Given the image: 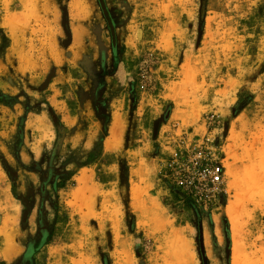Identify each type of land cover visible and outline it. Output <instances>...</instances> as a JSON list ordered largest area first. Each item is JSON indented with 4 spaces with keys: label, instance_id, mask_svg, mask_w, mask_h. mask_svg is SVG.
Returning <instances> with one entry per match:
<instances>
[{
    "label": "rangeland",
    "instance_id": "rangeland-1",
    "mask_svg": "<svg viewBox=\"0 0 264 264\" xmlns=\"http://www.w3.org/2000/svg\"><path fill=\"white\" fill-rule=\"evenodd\" d=\"M104 3L0 0V264H264V0Z\"/></svg>",
    "mask_w": 264,
    "mask_h": 264
},
{
    "label": "built area",
    "instance_id": "built-area-1",
    "mask_svg": "<svg viewBox=\"0 0 264 264\" xmlns=\"http://www.w3.org/2000/svg\"><path fill=\"white\" fill-rule=\"evenodd\" d=\"M223 166L220 163H213L209 166L204 165L201 173L186 175L177 180V186L197 205L201 204L206 209V199L201 195L194 193L191 188H199L204 191L217 192V201L222 198V192L225 191L223 185ZM210 200V199H209Z\"/></svg>",
    "mask_w": 264,
    "mask_h": 264
},
{
    "label": "bare ground",
    "instance_id": "bare-ground-1",
    "mask_svg": "<svg viewBox=\"0 0 264 264\" xmlns=\"http://www.w3.org/2000/svg\"><path fill=\"white\" fill-rule=\"evenodd\" d=\"M83 1V0H82ZM84 5L81 6V9L84 11L88 8V4L85 2H83ZM80 6V5H78ZM38 119V118H37ZM41 122V121H40ZM42 124L40 123L39 128H41ZM228 208V206H227ZM226 208V209H227ZM233 209V208H231ZM233 211V210H232ZM228 213V211H226ZM229 217L231 219V221L233 222V218L232 216L234 215L233 213H231V211L229 210ZM233 214V215H231ZM12 216V215H11ZM234 217V216H233ZM12 218V217H11ZM12 221V220H11ZM230 221V222H231ZM236 221V220H235ZM5 223V222H4ZM234 223V222H233ZM9 222L6 220V225H8ZM5 225V224H4ZM235 226L231 224V227ZM234 228V227H233ZM6 229V228H5ZM178 234V233H177ZM0 236H1V240H0V256L2 257L3 260L8 261L11 259L12 256H14L15 254H17L18 249L16 248L14 242H12L13 240L11 239L12 237V233L11 231L9 232L7 229L6 230H0ZM178 236V235H177ZM178 241V238H177ZM179 244H181L178 241ZM181 246V245H179ZM176 264V263H175Z\"/></svg>",
    "mask_w": 264,
    "mask_h": 264
},
{
    "label": "trees",
    "instance_id": "trees-1",
    "mask_svg": "<svg viewBox=\"0 0 264 264\" xmlns=\"http://www.w3.org/2000/svg\"><path fill=\"white\" fill-rule=\"evenodd\" d=\"M101 8L103 9V11L106 10V7H105V3H104V0H98ZM113 42H114V37H113ZM15 101V99L13 97H10V96H6L3 95L1 92H0V103L4 104V105H8L10 106L11 103H13ZM195 209V208H194ZM225 234L226 236L228 235V230L226 229L225 230Z\"/></svg>",
    "mask_w": 264,
    "mask_h": 264
},
{
    "label": "water",
    "instance_id": "water-1",
    "mask_svg": "<svg viewBox=\"0 0 264 264\" xmlns=\"http://www.w3.org/2000/svg\"><path fill=\"white\" fill-rule=\"evenodd\" d=\"M28 214L27 213H23V218H24V216L26 217ZM205 264H207V263H205Z\"/></svg>",
    "mask_w": 264,
    "mask_h": 264
},
{
    "label": "crops",
    "instance_id": "crops-1",
    "mask_svg": "<svg viewBox=\"0 0 264 264\" xmlns=\"http://www.w3.org/2000/svg\"><path fill=\"white\" fill-rule=\"evenodd\" d=\"M1 258V257H0ZM3 260L2 258L0 259V261Z\"/></svg>",
    "mask_w": 264,
    "mask_h": 264
}]
</instances>
